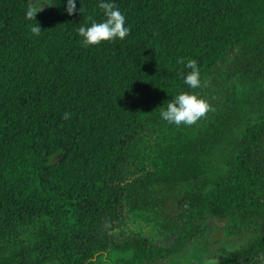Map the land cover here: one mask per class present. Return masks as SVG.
Returning <instances> with one entry per match:
<instances>
[{"label": "trees", "instance_id": "1", "mask_svg": "<svg viewBox=\"0 0 264 264\" xmlns=\"http://www.w3.org/2000/svg\"><path fill=\"white\" fill-rule=\"evenodd\" d=\"M112 2L129 33L85 48L98 0H0V264H264V0ZM181 92L194 125L159 116Z\"/></svg>", "mask_w": 264, "mask_h": 264}, {"label": "clouds", "instance_id": "2", "mask_svg": "<svg viewBox=\"0 0 264 264\" xmlns=\"http://www.w3.org/2000/svg\"><path fill=\"white\" fill-rule=\"evenodd\" d=\"M77 0H66L64 11L72 15L74 11L81 12V8H76ZM98 8L102 11L103 19L100 22L92 21L90 26L78 28L80 43L83 47L100 45L102 42H112L113 40H123L130 31V26L126 25L125 15L115 6L112 0H98ZM36 11L27 9L25 19H34ZM33 35L39 36L40 27L36 24L30 28ZM177 63H183L187 71L183 77V83L190 89H197L201 86L200 72L197 62L188 59H178ZM210 110L206 100L195 93L181 92L167 103L166 107H160L159 116L167 124L180 126L181 124L191 126L196 124ZM68 118V113L64 114Z\"/></svg>", "mask_w": 264, "mask_h": 264}, {"label": "rangeland", "instance_id": "3", "mask_svg": "<svg viewBox=\"0 0 264 264\" xmlns=\"http://www.w3.org/2000/svg\"><path fill=\"white\" fill-rule=\"evenodd\" d=\"M27 2L30 6V9H32L33 11H36L35 14H41V13L51 9L53 6L52 0H27ZM159 196L161 198L164 197L163 194H160ZM180 198L181 197H180L179 192L176 191V192L170 193L168 200L165 201V203L162 204L160 207L161 217L172 216V214H173L172 212L175 211L176 206L180 201ZM211 225L213 226L214 229H219L222 227L221 223L214 222V221L211 223ZM221 237L222 236L220 235V233H216V235L211 238V242L214 241L216 243H219V241L221 240ZM217 249H218V246L215 244L212 250H217ZM214 261H215L214 256H212L210 259L202 258V264H213ZM101 264H113V263L111 261H103ZM174 264H187V261L183 262V260L180 259V261H177Z\"/></svg>", "mask_w": 264, "mask_h": 264}]
</instances>
